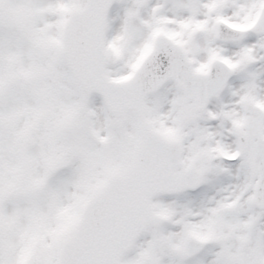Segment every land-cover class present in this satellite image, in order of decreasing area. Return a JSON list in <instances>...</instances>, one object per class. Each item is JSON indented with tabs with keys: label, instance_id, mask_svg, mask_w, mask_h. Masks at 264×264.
Returning <instances> with one entry per match:
<instances>
[{
	"label": "snow or ice",
	"instance_id": "1",
	"mask_svg": "<svg viewBox=\"0 0 264 264\" xmlns=\"http://www.w3.org/2000/svg\"><path fill=\"white\" fill-rule=\"evenodd\" d=\"M0 264H264V0H0Z\"/></svg>",
	"mask_w": 264,
	"mask_h": 264
}]
</instances>
